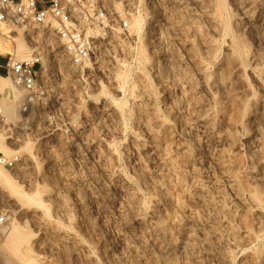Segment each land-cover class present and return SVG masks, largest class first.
Returning <instances> with one entry per match:
<instances>
[{
    "label": "rangeland",
    "instance_id": "1",
    "mask_svg": "<svg viewBox=\"0 0 264 264\" xmlns=\"http://www.w3.org/2000/svg\"><path fill=\"white\" fill-rule=\"evenodd\" d=\"M93 1L85 65L21 30L49 63L0 120V264H264V0Z\"/></svg>",
    "mask_w": 264,
    "mask_h": 264
},
{
    "label": "built area",
    "instance_id": "2",
    "mask_svg": "<svg viewBox=\"0 0 264 264\" xmlns=\"http://www.w3.org/2000/svg\"><path fill=\"white\" fill-rule=\"evenodd\" d=\"M106 15L107 11L93 0H0V24L19 27L27 33L30 42L34 41L30 30L50 35L66 60L76 66L90 62L96 49V36L100 34L98 30L105 29L101 25L105 26ZM128 27V21L119 24L121 30ZM42 51L39 46L30 59L16 60L11 56L7 60V76L15 88L29 93L37 89L43 66ZM0 120L5 121L1 105ZM0 165L12 169L16 158L0 155ZM9 218L8 208L0 204V230L7 226Z\"/></svg>",
    "mask_w": 264,
    "mask_h": 264
},
{
    "label": "bare ground",
    "instance_id": "3",
    "mask_svg": "<svg viewBox=\"0 0 264 264\" xmlns=\"http://www.w3.org/2000/svg\"><path fill=\"white\" fill-rule=\"evenodd\" d=\"M143 21L144 20H143L142 16L138 14V16L134 17V21H133V24L131 26V29L134 32H136L139 36L142 33V29H143V25H144ZM104 24H105V26H108V25H106V24H108V22L106 20H104ZM101 28H103V27H101ZM8 30L9 31L11 30V29H9L8 26H6L4 24H0V31H5L4 33L3 32L0 33V53L11 51L12 54L14 53V55L16 56L17 59L30 57L31 52H32L31 51L32 48L30 47V45L27 44V41L23 37V33L21 31L22 29H20V31L18 33H16L15 35L9 34ZM104 31L105 30H98V33L102 34ZM9 41L15 42V46L13 49L9 46V44H10ZM30 58H27V59H30ZM48 58H49L48 56H44V57L42 56V60H43L42 68H44L45 66L48 65V63H49ZM7 88H8V91H9V88H12L13 92L15 90V94H14L12 100L7 102L6 104H1V103L0 104H1V107L3 108V110L6 111V115H7L8 119L14 120L18 114L17 113V110H18L17 106L18 105L16 103L21 102L23 100L24 96H23V94H21L19 89H15V87H13V84H12L11 80H9V77H5L3 75H0V92L3 93L4 90H6ZM19 109H20V106H19ZM4 143H5V136L3 134H0V147L1 146L3 147ZM0 178H1V181L6 186H10V187L14 186V183H15L14 179L2 167H0Z\"/></svg>",
    "mask_w": 264,
    "mask_h": 264
},
{
    "label": "crops",
    "instance_id": "4",
    "mask_svg": "<svg viewBox=\"0 0 264 264\" xmlns=\"http://www.w3.org/2000/svg\"><path fill=\"white\" fill-rule=\"evenodd\" d=\"M7 60L5 58H2L0 57V75H5L7 74V71H6V67H5V64H6Z\"/></svg>",
    "mask_w": 264,
    "mask_h": 264
},
{
    "label": "trees",
    "instance_id": "5",
    "mask_svg": "<svg viewBox=\"0 0 264 264\" xmlns=\"http://www.w3.org/2000/svg\"><path fill=\"white\" fill-rule=\"evenodd\" d=\"M1 73V72H0Z\"/></svg>",
    "mask_w": 264,
    "mask_h": 264
}]
</instances>
